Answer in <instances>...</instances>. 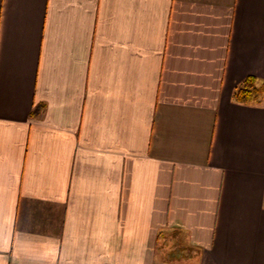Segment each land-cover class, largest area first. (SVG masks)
Here are the masks:
<instances>
[{
  "label": "crops",
  "instance_id": "1",
  "mask_svg": "<svg viewBox=\"0 0 264 264\" xmlns=\"http://www.w3.org/2000/svg\"><path fill=\"white\" fill-rule=\"evenodd\" d=\"M264 0H0V264H264Z\"/></svg>",
  "mask_w": 264,
  "mask_h": 264
},
{
  "label": "trees",
  "instance_id": "2",
  "mask_svg": "<svg viewBox=\"0 0 264 264\" xmlns=\"http://www.w3.org/2000/svg\"><path fill=\"white\" fill-rule=\"evenodd\" d=\"M232 100L242 105L258 104L264 95V81L254 77H247L234 88Z\"/></svg>",
  "mask_w": 264,
  "mask_h": 264
}]
</instances>
